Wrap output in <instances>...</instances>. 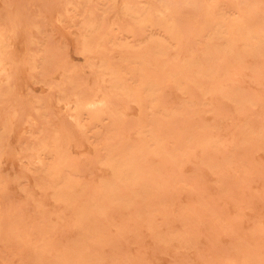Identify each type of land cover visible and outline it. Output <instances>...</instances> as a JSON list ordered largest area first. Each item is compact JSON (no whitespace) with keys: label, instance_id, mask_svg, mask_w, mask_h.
Segmentation results:
<instances>
[{"label":"rangeland","instance_id":"374dc122","mask_svg":"<svg viewBox=\"0 0 264 264\" xmlns=\"http://www.w3.org/2000/svg\"><path fill=\"white\" fill-rule=\"evenodd\" d=\"M0 39V264H264V0H0Z\"/></svg>","mask_w":264,"mask_h":264},{"label":"bare ground","instance_id":"6f19581e","mask_svg":"<svg viewBox=\"0 0 264 264\" xmlns=\"http://www.w3.org/2000/svg\"><path fill=\"white\" fill-rule=\"evenodd\" d=\"M158 3H156V5H157ZM210 7V6H209ZM211 8V7H210ZM168 9V8H167ZM141 10V9H140ZM208 11H210L209 9H208ZM238 13V12H237ZM176 14V13H175ZM208 14V13H207ZM197 15V14H196ZM205 18V17H204ZM150 19V18H149ZM202 19V18H201ZM139 20V19H138ZM148 20V19H147ZM158 21V20H157ZM159 22V21H158ZM172 24V23H171ZM138 26V25H137ZM144 26V25H143ZM224 27V26H223ZM112 28V27H111ZM123 28V27H122ZM142 28V27H141ZM233 28H235V27H233ZM125 28H123V30H124ZM158 29V28H157ZM115 30V29H114ZM233 30V29H232ZM162 31V30H161ZM238 31H239V29H238ZM3 32V31H2ZM107 32V31H106ZM163 32V31H162ZM9 34V33H8ZM172 34V33H171ZM238 34V33H237ZM211 35V34H210ZM83 36H85V35H83ZM85 38H86V36H85ZM251 39V38H250ZM1 40V39H0ZM169 40V39H168ZM240 40V39H239ZM6 41V40H5ZM183 41V40H182ZM166 42V41H165ZM168 42H170V40L168 41ZM175 43V42H174ZM89 45H91L90 43H89ZM175 45V44H174ZM221 46V45H220ZM247 46V45H246ZM126 47H128L129 48V46H126ZM188 48V47H187ZM226 48V47H225ZM141 50V49H140ZM1 51V50H0ZM144 51V50H143ZM227 51V50H226ZM172 54V53H171ZM188 54V53H187ZM93 58V57H92ZM196 58V57H195ZM3 59V58H2ZM126 62V61H125ZM5 63H6V61H5ZM4 63V64H5ZM95 63H97V62H95ZM104 64V63H103ZM131 64V63H130ZM105 65V64H104ZM126 65H128V64H126ZM103 66V65H102ZM134 66V65H133ZM128 67V66H127ZM146 67H147V65H146ZM164 67V66H163ZM105 68V67H104ZM137 68H138V66H137ZM150 68V67H149ZM135 69V68H134ZM107 70H110V68L109 69H107ZM115 70V69H114ZM137 70V69H136ZM141 70V69H140ZM183 70V69H182ZM106 71V70H105ZM105 71H104V73H105ZM143 71V70H142ZM240 71V70H239ZM108 72V71H107ZM111 72V71H110ZM122 72V71H121ZM135 72V71H134ZM139 72V71H138ZM136 73V72H135ZM106 74H108V73H106ZM137 74V73H136ZM105 75V74H104ZM110 75V74H109ZM166 76H168V75H166ZM216 76V75H215ZM116 77V76H115ZM106 78V77H105ZM118 78V77H117ZM215 78V77H214ZM2 80V79H1ZM122 80V79H121ZM143 80V79H142ZM147 82H149V81H147ZM153 82V81H152ZM148 84H150V83H148ZM147 85V84H146ZM105 87H107V86H105ZM109 88V87H108ZM111 89V88H110ZM176 89V88H175ZM126 90V89H125ZM150 90V89H149ZM180 90V89H179ZM185 90V89H184ZM183 90V91H184ZM108 91V90H107ZM135 91V90H134ZM109 93V92H108ZM136 93V92H135ZM138 93V92H137ZM141 93V92H140ZM100 97V96H99ZM142 98V97H141ZM73 99V98H72ZM97 99H98V97H97ZM69 102V101H68ZM79 104V103H78ZM77 104V105H78ZM100 104H102V102H101V100H92V101H87V102H85V105L86 106H88V107H92V108H94V107H96L97 105H100ZM134 104V103H133ZM143 104V103H142ZM84 105V106H85ZM106 105V104H105ZM82 106V105H81ZM73 108V107H72ZM107 108V107H106ZM85 112V111H84ZM123 112V111H122ZM88 114V113H87ZM105 114V113H104ZM73 115H74V113H73ZM126 115V114H125ZM92 117V116H91ZM106 117V116H105ZM80 117H78V119H79ZM101 119V118H100ZM83 122V121H82ZM81 122V123H82ZM99 122V121H98ZM97 122V123H98ZM84 125V124H83ZM82 125V126H83ZM86 125V124H85ZM90 126V125H89ZM85 127V126H84ZM143 136V135H142ZM137 138V137H136ZM144 138H147V136L146 137H144ZM209 138V137H208ZM143 139V138H142ZM145 141V140H144ZM148 141V140H147ZM123 142V141H122ZM149 142V141H148ZM146 143V142H145ZM146 144H148V143H146ZM207 144V143H206ZM151 145V144H150ZM38 146V145H37ZM149 146V145H148ZM148 146H145V147H148ZM140 146H138V148H139ZM150 147V146H149ZM38 149V148H37ZM128 154V153H127ZM99 155V154H98ZM130 156H132V155H130ZM60 157V156H59ZM41 158V157H40ZM35 159H37V158H34V160ZM102 160V159H101ZM112 160V159H111ZM107 161V160H106ZM113 161V160H112ZM111 161V162H112ZM123 162V161H122ZM56 163V162H55ZM41 165H43V164H41ZM100 165V164H99ZM125 167V166H124ZM45 168V167H44ZM131 168V167H130ZM134 168V167H133ZM106 169V168H105ZM49 170H51V168L49 169ZM109 170V169H108ZM125 171H127V170H125ZM65 172V171H64ZM63 172V173H64ZM123 172V171H122ZM135 172V171H134ZM133 172V173H134ZM137 172H139V171H137ZM121 173V172H120ZM109 174H111V173H109ZM138 174V173H137ZM59 175V174H58ZM119 175V174H118ZM132 175H134V174H132ZM140 175H141V173H140ZM62 176V175H61ZM48 177H49V175H48ZM134 177V176H133ZM68 179V178H67ZM60 180V179H59ZM67 181H69V179L67 180ZM56 182H58V181H56ZM99 182H101V181H99ZM104 182V181H103ZM109 183H110V179H109ZM60 184V183H59ZM101 184V183H100ZM57 185V184H56ZM63 185V184H62ZM103 185V184H102ZM114 185V184H113ZM144 185V184H143ZM110 186V185H109ZM111 187H112V185H111ZM127 188V187H126ZM143 188V187H142ZM104 189V188H103ZM112 189V188H111ZM110 189V190H111ZM140 189H141V187H140ZM144 189V188H143ZM146 189V188H145ZM60 190V189H59ZM65 190V189H64ZM105 190V189H104ZM52 191V190H51ZM62 191H63V189H62ZM68 191V190H67ZM111 191H113V190H111ZM142 192V191H141ZM51 193V192H50ZM65 193V192H64ZM70 193V192H69ZM138 193V192H137ZM62 195V194H61ZM75 195V194H74ZM115 195V194H114ZM133 195V194H132ZM66 196V195H65ZM70 196H72V195H70ZM112 196V195H111ZM116 196V195H115ZM137 196V195H136ZM60 197V196H59ZM69 197V196H68ZM71 198V197H70ZM109 198V197H108ZM133 198V197H132ZM144 198V197H143ZM54 199H56V198H54ZM66 199V198H65ZM100 199V198H99ZM120 201V200H119ZM118 201V202H119ZM62 202V201H61ZM65 202V201H64ZM67 202H68V200H67ZM64 204H68V203H64ZM95 204V203H94ZM63 205V204H62ZM66 206V205H65ZM94 206V205H93ZM125 206V205H124ZM157 206H159V204L157 205ZM77 207V206H76ZM96 207V206H95ZM160 207V206H159ZM66 208H68V207H66ZM73 208V207H72ZM94 208V207H93ZM105 208V207H104ZM125 209V208H124ZM164 210V209H163ZM76 211H77V208H76ZM75 211V212H76ZM82 212V210H80L79 209V212ZM85 211V210H84ZM89 211V210H88ZM103 211H104V209H103ZM132 211H133V209H132ZM152 211H154V210H152ZM166 211V210H165ZM135 212V211H134ZM86 213V212H85ZM98 213V212H97ZM105 213V212H104ZM78 214H80V213H78ZM159 214V213H158ZM88 215H91V214H89L88 213ZM96 215H99V214H96ZM135 215V214H134ZM92 216V215H91ZM90 216V217H91ZM84 218L86 217V216H83ZM83 217H81L82 219H83ZM74 218V217H73ZM78 218V217H77ZM77 218H76V220H77ZM146 218V217H145ZM87 219V218H86ZM84 220V219H83ZM91 220H93V217L91 218ZM111 220V219H110ZM88 221H89V219H88ZM150 221V220H149ZM140 222V221H139ZM142 222H143V220H142ZM78 223H79V221H78ZM149 223V222H148ZM161 223H163L164 224V222H161ZM120 223H118V225H119ZM136 224H138L139 225V223H136ZM147 224V223H146ZM150 224V223H149ZM75 225V224H74ZM73 225V226H74ZM79 225H81V224H79ZM121 225V224H120ZM135 225V224H134ZM133 225V226H134ZM157 225V224H156ZM165 225V224H164ZM75 226H77V224L75 225ZM84 226V225H83ZM116 226H117V224H116ZM137 226V225H136ZM150 226V225H149ZM82 227V226H81ZM80 227V228H81ZM76 228H78V226L76 227ZM78 229V230H82V229ZM124 228V227H123ZM164 228V227H163ZM153 229V228H152ZM152 231H154V230H152ZM171 231V230H170ZM83 232V231H82ZM173 232V231H172ZM176 232V231H175ZM149 233V232H148ZM159 233V232H158ZM83 235V234H82ZM85 237V236H84ZM174 237H175V235H174ZM184 239V238H183ZM186 240V239H185ZM78 246V245H77ZM82 246V245H81ZM72 249V248H71ZM73 251V250H72ZM60 254V253H59ZM66 254V253H65ZM85 256V255H84ZM95 256V255H94ZM88 257H90V256H88ZM71 258V257H70ZM80 259V258H79ZM89 259V258H88ZM81 261V260H80ZM86 262H87V260H86ZM89 262H91V261H89ZM73 263V262H72ZM95 263H96V260H95ZM90 264V263H89Z\"/></svg>","mask_w":264,"mask_h":264}]
</instances>
